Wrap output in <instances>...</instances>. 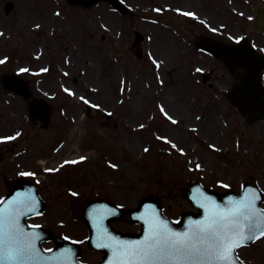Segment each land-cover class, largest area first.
Listing matches in <instances>:
<instances>
[{"label": "rangeland", "instance_id": "374dc122", "mask_svg": "<svg viewBox=\"0 0 264 264\" xmlns=\"http://www.w3.org/2000/svg\"><path fill=\"white\" fill-rule=\"evenodd\" d=\"M6 1L13 2L9 13ZM125 1L131 17L104 2L83 9L65 0H0V189L2 173H34L45 210L29 221L80 243L81 260L90 264L101 254L87 247L88 229L69 206L74 197H105L129 209L155 194L177 220L192 211L177 193L190 181L223 192L253 177L264 196V122L246 123L225 99L231 79L222 65L191 53L174 39L177 21L148 10L161 0ZM193 5L197 14L186 17L197 24L190 27L199 33L208 21L207 30L223 40L220 18L211 23ZM134 31L141 35L137 47L130 43ZM9 73L28 80L51 107L48 127L33 122L26 102L3 88ZM70 157L76 163L53 164ZM238 254L264 264V237Z\"/></svg>", "mask_w": 264, "mask_h": 264}, {"label": "water", "instance_id": "95a60500", "mask_svg": "<svg viewBox=\"0 0 264 264\" xmlns=\"http://www.w3.org/2000/svg\"><path fill=\"white\" fill-rule=\"evenodd\" d=\"M69 1L73 4L91 6L99 0ZM107 1L121 9V6L116 0ZM11 6V3H7V10L10 9ZM200 39L201 42H199V45L218 58L227 68L233 79L231 86L225 93V97L230 105L235 107L248 122L264 120V89L261 85L262 66L253 64L250 67L247 60L240 61L238 58V45L224 44L223 42L212 40L207 37H201ZM243 69H245L244 72ZM18 85L23 91L24 84L17 76L9 75L5 78V86L17 92H22L18 89ZM34 114L35 113L31 112V115ZM6 185L9 192L0 203V206L6 208H19L20 225L23 227L24 231L29 234V239L34 242L35 247L39 249L38 255L45 258V264H47V258H52L53 264H56V261H59V264H82L76 260L77 256L80 255V249L77 244L62 237H53L48 230L25 222L26 217L36 215L43 210V202L38 196L36 187L23 179L6 180ZM187 190L189 194H187ZM179 194L188 198L191 203L200 210V213L195 215L189 213L185 214L179 223H175L163 216L159 202L154 196L149 198L146 204L142 203L138 209L131 210H123L114 205L105 207L103 204L106 203L103 200H76L71 202V207L77 215L85 219L90 229L88 244L92 248L104 250L105 256L101 264H115L117 260V256L113 254L112 248L97 247L95 244V231L96 238L99 240L102 239V228L107 225L109 226L108 222L110 219L119 218L138 222L141 225V231L138 234L126 232L116 233V231H114L112 234L113 237L111 238L121 241H139L143 240L144 237L151 232L155 224L163 223L172 232H184L191 229L196 221H207L212 212L222 211L226 213L229 209L235 207V202L244 199L251 200L255 197V208L264 212V209L260 207V201L262 199L261 192L251 179L244 185L241 192H226L219 194L203 188L198 183H193L189 184L186 188L179 189ZM17 201H23L24 203L17 204ZM252 223L261 224V221L258 217H254ZM243 224L244 227L242 230L244 234L251 235V233L247 231L248 222L245 221ZM261 229H264V224H261ZM261 229H258L256 232L258 237L261 236L259 235ZM50 239H53L55 242V248L51 250L42 248L40 243ZM255 239L247 240L242 245L249 244ZM104 242L111 243V240L108 239ZM113 247H115V245H113ZM234 255L236 257V264H244L236 256V249H234Z\"/></svg>", "mask_w": 264, "mask_h": 264}, {"label": "snow or ice", "instance_id": "6c2138e0", "mask_svg": "<svg viewBox=\"0 0 264 264\" xmlns=\"http://www.w3.org/2000/svg\"><path fill=\"white\" fill-rule=\"evenodd\" d=\"M254 217L264 224V212L255 208V197L235 202V207L226 213L214 211L207 221H196L184 232H172L160 223L153 225L143 240L121 241L110 237L111 243L102 240L97 247L112 248L117 256L115 264H236L234 249L258 238L256 232L261 224L252 223ZM245 221L251 235L242 230ZM259 235H264V229ZM38 253L39 249L20 225L19 208L0 206V264H45V258ZM47 264H53L52 258H47Z\"/></svg>", "mask_w": 264, "mask_h": 264}, {"label": "flooded vegetation", "instance_id": "af4514ba", "mask_svg": "<svg viewBox=\"0 0 264 264\" xmlns=\"http://www.w3.org/2000/svg\"><path fill=\"white\" fill-rule=\"evenodd\" d=\"M125 1V0H124ZM155 2V0H150ZM162 6H151L148 10L157 12L160 16L172 17L173 21H177L178 27L174 30V39L179 41L181 44L190 45V52L193 53L196 50L201 51L197 47L198 36H209L218 38L217 35L213 34L212 31L207 30L209 25L208 21L202 20L200 25L206 30L196 33V30L192 29L190 25L197 24L194 19L186 17L184 13H196V8L193 4L200 7L197 9L205 13L210 18V22L213 23V18L217 17L223 22L221 28L224 31L223 41L233 43L242 42L244 45L252 48L256 55L255 61L264 63V0H161ZM126 2V1H125ZM127 3V2H126ZM225 4V7L223 6ZM215 12V15L212 13ZM131 17L135 12H131ZM206 17V18H207ZM184 19L186 24H184ZM190 36L194 42L193 45L187 40ZM183 52V50H182ZM186 53V52H185ZM187 54V53H186ZM205 55L213 57L207 53ZM190 58H194L192 55ZM264 84V72L262 76ZM37 97L32 93L31 99ZM31 99L26 102L27 105L31 103ZM35 123L40 122L39 120H33ZM41 126L42 124L39 123ZM43 127V126H42ZM31 177H34L32 175ZM3 194L5 193L4 188L0 189Z\"/></svg>", "mask_w": 264, "mask_h": 264}, {"label": "bare ground", "instance_id": "6f19581e", "mask_svg": "<svg viewBox=\"0 0 264 264\" xmlns=\"http://www.w3.org/2000/svg\"><path fill=\"white\" fill-rule=\"evenodd\" d=\"M249 62L251 63V66L254 64V61H255V58L254 57H252V56H249ZM250 66V67H251ZM81 123V119L79 120V122H78V125H77V127L73 130V132H72V135H71V139L72 140H76L77 139V137H78V135H79V131H80V129H79V124ZM69 154V153H68ZM73 157H76V156H73ZM73 157H70V158H72L73 159ZM69 158V159H70ZM66 159V158H65ZM60 160L61 159H55L54 161H53V163H55V164H57V163H59L60 162Z\"/></svg>", "mask_w": 264, "mask_h": 264}]
</instances>
